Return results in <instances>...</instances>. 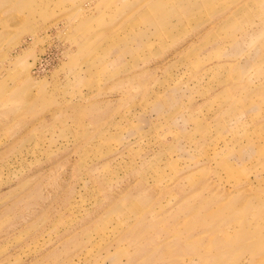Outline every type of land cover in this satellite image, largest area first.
Segmentation results:
<instances>
[{
    "label": "rangeland",
    "instance_id": "rangeland-1",
    "mask_svg": "<svg viewBox=\"0 0 264 264\" xmlns=\"http://www.w3.org/2000/svg\"><path fill=\"white\" fill-rule=\"evenodd\" d=\"M0 264H264V0H0Z\"/></svg>",
    "mask_w": 264,
    "mask_h": 264
}]
</instances>
